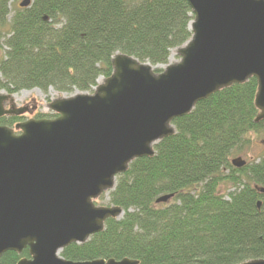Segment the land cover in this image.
<instances>
[{
    "label": "trees",
    "instance_id": "16d2710c",
    "mask_svg": "<svg viewBox=\"0 0 264 264\" xmlns=\"http://www.w3.org/2000/svg\"><path fill=\"white\" fill-rule=\"evenodd\" d=\"M17 1L0 0V92L10 95L92 93L99 78L112 75L115 55L166 66L192 38L186 0H31L23 8ZM256 93L251 79L174 121L176 134L155 146L153 158L134 161L117 177L108 196L122 218L61 256L139 264L264 260V194L257 189L264 188V154L241 169L232 165L250 153L251 136L264 132V121L254 122ZM22 121L4 117L0 125ZM165 196L172 198L158 203ZM22 259H30L29 249L6 253L0 264Z\"/></svg>",
    "mask_w": 264,
    "mask_h": 264
},
{
    "label": "water",
    "instance_id": "95a60500",
    "mask_svg": "<svg viewBox=\"0 0 264 264\" xmlns=\"http://www.w3.org/2000/svg\"><path fill=\"white\" fill-rule=\"evenodd\" d=\"M186 1L192 38L178 48L179 63L158 74L148 63L117 54L112 75L92 94L48 105L55 119L0 125V259L29 249L30 259L18 264H139L128 258L73 262L61 253L124 215L120 207L96 202L134 161L153 158L155 146L176 134L174 121L198 103L256 79L254 122L264 121V0ZM30 4L23 0L20 7ZM32 113L0 92V119ZM232 165L241 169L245 161L239 157Z\"/></svg>",
    "mask_w": 264,
    "mask_h": 264
},
{
    "label": "rangeland",
    "instance_id": "374dc122",
    "mask_svg": "<svg viewBox=\"0 0 264 264\" xmlns=\"http://www.w3.org/2000/svg\"><path fill=\"white\" fill-rule=\"evenodd\" d=\"M22 2L23 0H18L17 3L14 4V7H19V5ZM180 61H181V57L178 55V49H174L171 52L168 65L176 64V63H179ZM166 66L165 65L157 66L156 68H153V70L155 71L156 69H159L160 71L163 72ZM102 80L103 78L98 79V85L102 83ZM77 93L78 92H75L71 95L65 94V93L60 94L59 92L53 89H50L47 94H44L39 89H34L31 91H22L19 94L14 95V99L18 106H23L25 104H31V103L36 105L35 107H29L33 110V113L27 114L26 116H24V121L28 119H55L56 115H54L52 111L48 109V105L53 100H56L58 98H69V97L74 96ZM92 93H89V94H92ZM251 142L252 144H251L250 153L248 155L240 156L247 163L252 161L253 159L259 158L260 156L264 154V132L258 135H252ZM237 158L239 157H236L234 159H237ZM96 203L98 204V206L109 207L110 206L109 196L105 195L104 198H100Z\"/></svg>",
    "mask_w": 264,
    "mask_h": 264
},
{
    "label": "flooded vegetation",
    "instance_id": "af4514ba",
    "mask_svg": "<svg viewBox=\"0 0 264 264\" xmlns=\"http://www.w3.org/2000/svg\"><path fill=\"white\" fill-rule=\"evenodd\" d=\"M28 108L29 107H35L36 105L35 104H33V103H31V104H25Z\"/></svg>",
    "mask_w": 264,
    "mask_h": 264
}]
</instances>
